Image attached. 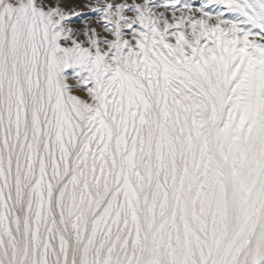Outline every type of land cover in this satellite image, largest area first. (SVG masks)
<instances>
[{
  "label": "snow or ice",
  "instance_id": "1",
  "mask_svg": "<svg viewBox=\"0 0 264 264\" xmlns=\"http://www.w3.org/2000/svg\"><path fill=\"white\" fill-rule=\"evenodd\" d=\"M0 264H264V0H0Z\"/></svg>",
  "mask_w": 264,
  "mask_h": 264
}]
</instances>
